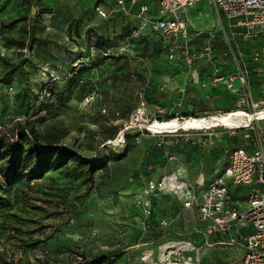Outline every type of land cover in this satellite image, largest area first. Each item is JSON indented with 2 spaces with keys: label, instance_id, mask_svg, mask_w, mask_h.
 <instances>
[{
  "label": "rangeland",
  "instance_id": "1",
  "mask_svg": "<svg viewBox=\"0 0 264 264\" xmlns=\"http://www.w3.org/2000/svg\"><path fill=\"white\" fill-rule=\"evenodd\" d=\"M97 1L0 2V58L19 66L9 85L0 84V135L22 125L36 132L40 145H63L98 165L92 180L72 165L13 185L0 175V264H92L101 255L140 243L146 232L138 198L150 180L164 177L176 183L170 186L184 183L194 189L208 171L204 162L214 160L211 134L229 147L239 140L251 142V131L244 128L250 120L237 128L152 131L156 120L242 110L238 94L223 85L208 86L211 72L204 63L191 67L181 54L173 60L160 44L136 47L128 39L125 17H100ZM220 27L216 13L207 29H197L203 32L198 47L208 41L207 30L221 32ZM6 37L25 38V47L10 45ZM235 42L247 54L259 46ZM228 62L235 67L232 58ZM5 72L0 59V78ZM251 80L254 107L246 112L255 116L264 110V67ZM91 88L99 92L98 103L84 100ZM143 106L147 121L132 124ZM258 123L264 127V120ZM126 125L127 149L121 153L123 146L107 144L106 132ZM174 196L183 206V198ZM123 224L136 226L138 233H117ZM184 250L188 264L240 263L230 247ZM126 252L110 264H124Z\"/></svg>",
  "mask_w": 264,
  "mask_h": 264
},
{
  "label": "built area",
  "instance_id": "2",
  "mask_svg": "<svg viewBox=\"0 0 264 264\" xmlns=\"http://www.w3.org/2000/svg\"><path fill=\"white\" fill-rule=\"evenodd\" d=\"M154 1L156 5L153 10L146 0H109L104 5L96 6V11L102 18L122 12L133 26L128 37L130 42L147 38L149 42H158L167 49L173 60L182 57L191 67L204 63L203 68L211 72L208 86L223 85L236 92L237 108L245 112L254 107L251 76L260 75L264 67V43L260 42L264 39V0H209L220 19L221 32L207 30L205 33L208 41L201 47L195 44V37L203 32L197 30L196 35L192 34L193 24L188 15V9L201 0ZM138 4L139 11L136 13L133 9ZM217 37L224 41L220 48L212 45L213 39ZM236 39L255 46L259 44L258 49L247 54L238 44L234 45ZM178 54L181 56L178 57ZM230 58L235 62V67L229 65ZM84 100L88 104L98 103L97 89L87 94ZM143 110V113L138 112L133 117L132 124L147 121L145 106ZM263 111H255L254 120L244 126L251 131V142L223 149L224 167L214 168L208 173L209 177L199 198L188 185L170 186L171 191H168V179L162 177L150 180L138 198L143 217L142 230L148 232L152 228L149 219L154 213L153 198L169 194L174 196L173 192L181 189L187 194L182 200L183 206H198L199 217L206 224L204 236L207 239L213 238L222 245L239 244L243 248L240 264H264V127L258 123L264 120L259 115ZM103 112H107V109L103 108ZM127 127L126 125L114 139H108L107 144L124 147ZM208 139L210 147L217 143L212 134ZM237 188L244 190L238 197L235 195ZM168 225V219L158 220L160 236H167L165 228ZM236 226H251L252 231L242 238L230 236L226 239ZM117 231L124 234L123 228L118 227ZM184 249L187 248L167 243L154 264H188ZM192 249L195 247L192 246ZM121 253L113 255L112 263ZM128 262L141 264L137 261L135 263V260Z\"/></svg>",
  "mask_w": 264,
  "mask_h": 264
},
{
  "label": "crops",
  "instance_id": "3",
  "mask_svg": "<svg viewBox=\"0 0 264 264\" xmlns=\"http://www.w3.org/2000/svg\"><path fill=\"white\" fill-rule=\"evenodd\" d=\"M107 1L109 0H103L99 5H104L107 3ZM146 2L151 6L152 10L155 8L156 2L154 0H146ZM201 4H202V8L195 10L193 12V9ZM133 11L136 13L139 11V4L135 6ZM188 15L193 24L192 34L196 35L197 29L200 28L205 29L210 24V22L213 21L214 17L216 16V13H215V9L210 4L209 0H201L196 5L188 9ZM195 38H196L195 44L198 45L199 43L197 41L199 36ZM216 39L222 40L220 39V37H217ZM218 142L221 141L217 140L216 148L214 149V155H213L214 160L212 161L206 160L204 162L205 168H207V170H213L214 168L217 167H224V158L222 157L223 151H221L219 157L216 154V151L220 149V147H217ZM248 149L251 150V148L249 147ZM174 177H175V181L177 182L176 180L177 177L175 174ZM208 177H209L208 173H206V175L202 176L201 180L200 178L198 179L197 186L194 187L195 193L198 196V198L200 197L201 193L204 190L203 183L206 179H208ZM154 179H157V177ZM167 182L169 183V179ZM243 192H244L243 188H237L235 191V195L237 197L241 196ZM173 194L174 195L179 194L183 198V200L186 198L183 194L180 193L173 192ZM153 199H154V204H153L154 213L153 216H151V218L149 219L152 228L151 230L145 233L146 239L140 243H136V244L131 243L129 245L124 246L123 248L121 247L120 250L112 252V254H115L118 252H122V250L123 251L126 250L127 252L124 255H122L123 259H126L125 261L126 264L128 263V260L129 261L135 260L141 264H154L155 262H157L159 255L164 248V245L167 243L175 244L180 248H189L190 246L192 247V245L194 247L203 245V247L207 251L221 250L225 247H230L232 250L237 252L236 256L240 261L241 256L243 254V248L239 244L225 246L219 244L218 241L214 240L213 238L207 239L204 236L206 224L204 221L200 219L198 206L196 204L191 208H185L181 205V203L179 202V200H177L176 197L170 194L168 196L154 197ZM139 213L141 215L140 209H139ZM160 218H166L168 219L169 222L168 227L165 228V231L167 232L166 237H162L160 236V234L158 235L157 232L158 229L156 231L154 230L155 227L157 228V223ZM121 227L124 230V234L128 233L130 235H135L133 233H138L134 231V228L136 226L134 227L130 224H123V226L121 225ZM116 230H118V227H116ZM251 231H252L251 226H236L232 229L230 234H228L226 239L229 238L230 236L236 238H242ZM117 233L119 232L117 231ZM142 234L143 233L139 235L141 236ZM182 236H186V237H182ZM182 238L187 239L186 243H183L184 240ZM120 257L121 256H119L118 259Z\"/></svg>",
  "mask_w": 264,
  "mask_h": 264
},
{
  "label": "trees",
  "instance_id": "4",
  "mask_svg": "<svg viewBox=\"0 0 264 264\" xmlns=\"http://www.w3.org/2000/svg\"><path fill=\"white\" fill-rule=\"evenodd\" d=\"M1 1L2 0H0V2ZM34 1L35 0H25L26 3H32ZM102 1L103 0L97 1L96 6H98ZM116 15L125 17V28L129 36L133 28L129 19L122 12L116 13ZM6 40L10 45H15L18 48L25 47V38L15 39L13 37H6ZM132 44L141 49L146 47L160 48L158 42L151 43L147 38L133 41ZM223 44V40H216L212 43L214 47H220ZM0 59L6 68V72L0 78V84L9 85L13 81V74L19 66L12 64L9 60L2 58ZM93 90H96V88H91L88 92H86V94H84V98ZM232 110L234 109H231V111ZM209 115L211 114H203L202 116ZM120 130H122L120 126L107 129V139H114ZM127 137L128 134L126 133V143L120 151L121 153H124L127 149ZM235 142L234 146L245 145L246 143L245 140H239L238 142ZM217 145V147H220V149L216 151L218 157L223 149L229 148V146H227L222 141ZM71 165L76 171H78V173L83 174L89 180L93 179L94 173L98 169V165L96 163L92 162L90 159L86 158L77 151L67 148L63 145L54 144L53 142L49 143L48 145H40L36 132L33 129L30 130L26 128L25 126L19 125L16 132L13 134L3 133L0 135V175L8 185L18 183L23 178H40L53 167ZM211 171L212 170H208L207 173H211ZM154 230L156 231L157 228L155 227ZM157 232L159 235V231ZM113 255L114 254L101 255L98 260L92 264H110L112 263Z\"/></svg>",
  "mask_w": 264,
  "mask_h": 264
},
{
  "label": "bare ground",
  "instance_id": "5",
  "mask_svg": "<svg viewBox=\"0 0 264 264\" xmlns=\"http://www.w3.org/2000/svg\"><path fill=\"white\" fill-rule=\"evenodd\" d=\"M143 108L140 109L139 114L143 113ZM264 112H261L259 115L263 117ZM245 117H248L247 119ZM254 116L250 113L242 111V110H235L227 113H220L216 115H209V116H200V117H189L184 118L182 120L171 119L165 121H155L151 126L150 129L154 132H165V131H173V130H189V129H198V128H211L216 126H230L233 128L241 127V123L245 122V120H251ZM171 185L176 183L172 182L171 179L169 180ZM166 188L168 191H171L170 185L166 180ZM185 184L181 187H183ZM176 193L183 194L187 197V194L181 190L177 189Z\"/></svg>",
  "mask_w": 264,
  "mask_h": 264
}]
</instances>
